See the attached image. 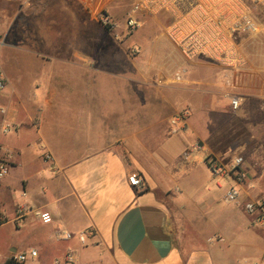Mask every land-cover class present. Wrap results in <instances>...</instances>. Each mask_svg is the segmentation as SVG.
Wrapping results in <instances>:
<instances>
[{"label": "crops", "instance_id": "0c3cea01", "mask_svg": "<svg viewBox=\"0 0 264 264\" xmlns=\"http://www.w3.org/2000/svg\"><path fill=\"white\" fill-rule=\"evenodd\" d=\"M124 2L1 8L0 264L30 250L36 257L22 264H264V221L246 208L264 200L261 75L239 73L244 98L232 111L209 60L187 62L163 41L130 58L121 41L98 37L96 19L98 9L120 16ZM236 157L235 172L208 168ZM132 173L143 191L128 183ZM20 205L32 211L17 227Z\"/></svg>", "mask_w": 264, "mask_h": 264}, {"label": "built area", "instance_id": "2783aa9c", "mask_svg": "<svg viewBox=\"0 0 264 264\" xmlns=\"http://www.w3.org/2000/svg\"><path fill=\"white\" fill-rule=\"evenodd\" d=\"M3 1L25 6L31 0ZM161 12L167 13L170 17V23L164 30L168 42L187 62L203 57L220 67L223 86L221 95L229 101L232 111L238 110L244 98V95L238 91V75L253 69L251 65L253 53L250 47L258 41L264 45V0H136L124 21L123 32L127 34L137 30L141 25L138 17ZM99 19L110 31L119 28V25L104 12L99 14ZM0 44L3 45V42ZM258 72L262 82L260 97L264 101V68ZM184 73L183 68L179 69L174 73V79L180 81ZM4 87L5 80L0 69V91ZM186 117V111L178 115L179 120H184ZM8 130L9 126H6L4 131ZM194 148L198 149L199 145H195ZM44 160L52 162V156L45 153ZM242 161L241 157L234 158L227 169L217 161L211 160L208 168L213 174L223 176L228 172H235ZM7 174V164L0 162V180ZM237 177L241 178V176ZM127 181L138 191L145 189L144 180L137 173L130 174ZM225 198L229 202H234L237 200V193L228 189ZM246 208L248 213L258 210L260 212L258 222L264 221V200L254 205H247ZM31 211L32 209L26 205L18 206L13 223L17 227L21 226L26 215ZM33 212L43 224L51 223L50 213L36 210ZM2 220L4 218L0 217V221ZM90 234L87 232L78 234L80 243L85 244V235ZM56 235L59 239L72 238V234L65 231H59ZM36 255L35 250L12 255L7 259L6 264H22L28 257L33 258ZM66 264H72L68 256Z\"/></svg>", "mask_w": 264, "mask_h": 264}, {"label": "rangeland", "instance_id": "374dc122", "mask_svg": "<svg viewBox=\"0 0 264 264\" xmlns=\"http://www.w3.org/2000/svg\"><path fill=\"white\" fill-rule=\"evenodd\" d=\"M135 2L136 0H125L124 10L120 16L111 17L109 15L111 20H113L119 25V28L116 29L115 31H110L100 21L99 14L101 12L107 14L104 9H98L96 13L97 23L101 27L100 30L98 31V37H100L102 41L111 40V38L112 40L115 41H121L122 43H124L125 51L128 53L130 58H136L139 55V49L142 48L144 44L148 45L150 43L160 42V41L170 44L164 36V30L166 26L170 23V17L167 13L161 12L157 14L140 16L138 17V19L141 21V25L137 30L127 34L123 32L124 21ZM4 3L5 1L0 0V11ZM250 49L252 50L253 53V57L251 59V65L253 66L256 72L253 71L248 73L260 74V72L258 71L261 70V68H264V45H262L261 42L258 41L253 46H251ZM132 50H136V51L133 52ZM14 52L17 56L18 54H20L19 51H14ZM0 58H2V53L0 54Z\"/></svg>", "mask_w": 264, "mask_h": 264}]
</instances>
